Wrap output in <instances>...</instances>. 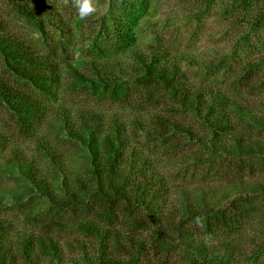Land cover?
<instances>
[{"label":"trees","instance_id":"trees-1","mask_svg":"<svg viewBox=\"0 0 264 264\" xmlns=\"http://www.w3.org/2000/svg\"><path fill=\"white\" fill-rule=\"evenodd\" d=\"M6 1L42 36L45 25L70 31L42 0ZM192 1L200 9L216 6L223 15L241 20L236 39L211 48L220 59L129 44L127 58L76 60L65 81L76 88L104 90L116 99L125 97L131 84L152 83L190 112L198 129L158 112L149 117L135 112L125 119L86 108L47 107L0 77V104L24 125L46 118L71 148L66 159L45 133H37L36 152L28 153L23 147L6 148L0 133V175L20 182L10 195H36L56 214L94 209L92 217L51 221V227L38 233L11 227L0 218V264H264V97H232L216 86L188 84L186 76L188 68L221 70L235 51L259 49L238 68L236 80L264 90V0ZM112 2L128 15L156 13L150 0ZM5 24L0 16L5 65L19 81L47 93L48 86L60 82L61 72L49 57L6 33ZM175 134L205 145L210 155L235 167L262 170L225 185L171 188L138 144L141 138L162 140ZM5 198L0 196V203ZM197 216L205 218L202 226L194 223Z\"/></svg>","mask_w":264,"mask_h":264},{"label":"rangeland","instance_id":"rangeland-1","mask_svg":"<svg viewBox=\"0 0 264 264\" xmlns=\"http://www.w3.org/2000/svg\"><path fill=\"white\" fill-rule=\"evenodd\" d=\"M42 1L46 10L61 16L64 24L70 28L69 32L60 33L52 26L45 25L46 36H42L33 23L20 15L6 0H0V16L6 23L4 31L25 41L35 54L53 60L62 79L59 83L48 86L49 91L46 93L19 81L0 56V77L4 81L40 99L47 107L65 106L72 110L86 108L104 115L117 114L125 119H130L135 112L146 117L158 112L192 125L194 129L199 128L194 116L181 110L163 90L154 87L152 83L131 84L126 96L116 99L104 90L91 86L76 88L71 81H65L70 78L68 66L82 58H127L129 44H135L141 49L160 46L172 53L187 50L202 58L220 59L211 52V48L226 47L228 42L238 37L243 26L238 17L225 16L222 9L216 6L210 9L201 6L200 9L199 4L192 0H150L156 9V13L151 15L146 12L128 15L114 7L112 0H96V12L85 20L79 19L72 0H68L67 4L64 0ZM258 50L235 51L227 61V66L221 70L188 68V84L216 86L232 97L241 95L248 100L264 97L263 89L252 90L236 80L238 68L246 58L257 55ZM0 133L6 148L23 147L28 153L36 152L33 146L37 133H45L52 144L69 159L71 148L46 118L33 121L31 126L24 125L15 114L0 104ZM138 147L154 160L164 181L171 188L178 185H225L233 178L251 179L262 170L254 165L235 167L229 160L210 155L205 145L184 140L180 134L162 140L141 138ZM19 186L20 182L16 178L0 175V196H6L0 203V218L5 219L11 227L38 233L51 227V221L94 216L92 206L85 210H66L56 214L36 195L25 199L13 198L10 194L17 192ZM57 236L65 239L69 234L58 233Z\"/></svg>","mask_w":264,"mask_h":264},{"label":"clouds","instance_id":"clouds-1","mask_svg":"<svg viewBox=\"0 0 264 264\" xmlns=\"http://www.w3.org/2000/svg\"><path fill=\"white\" fill-rule=\"evenodd\" d=\"M67 4L68 0H64ZM72 4L75 6L79 19L85 20L87 17L93 15L96 12V0H72ZM204 217L197 216L194 218V223L197 226H202L204 223Z\"/></svg>","mask_w":264,"mask_h":264}]
</instances>
